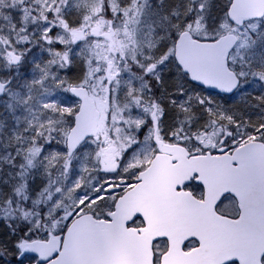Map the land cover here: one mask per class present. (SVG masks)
I'll return each instance as SVG.
<instances>
[{
    "label": "snow or ice",
    "instance_id": "obj_1",
    "mask_svg": "<svg viewBox=\"0 0 264 264\" xmlns=\"http://www.w3.org/2000/svg\"><path fill=\"white\" fill-rule=\"evenodd\" d=\"M0 264H264V0H0Z\"/></svg>",
    "mask_w": 264,
    "mask_h": 264
}]
</instances>
